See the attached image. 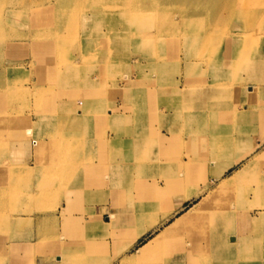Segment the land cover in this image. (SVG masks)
Segmentation results:
<instances>
[{
    "label": "rangeland",
    "instance_id": "rangeland-1",
    "mask_svg": "<svg viewBox=\"0 0 264 264\" xmlns=\"http://www.w3.org/2000/svg\"><path fill=\"white\" fill-rule=\"evenodd\" d=\"M26 1H28V3L31 1L34 3V6L32 5L30 8H25L30 6ZM39 1L40 0H24V4H21L19 8L21 11V23L14 21L11 25V27L23 31V35L14 40H7V44H5L6 48L4 47L2 51H0V64L7 65L8 68L14 67L15 71L17 70V72L13 73V78H10L7 82L11 85L14 84L19 86V92L23 90L27 91L24 106H19L20 110L14 112L17 118L7 117L0 119L2 133L0 137L2 142L0 143V172L4 173L21 169H27L30 172L26 177L19 179L14 184L15 187L13 186L11 192L8 191L9 185L11 184L9 180H3L0 183V191L2 190L3 192L5 189V191H7L0 194V264H59L61 262L60 258H65L61 255L62 251L58 250L60 247L62 248L60 244L79 242L74 241V238H72L67 231L68 229L64 222L65 216L62 213L63 202L67 198L66 202L68 204V197L73 194L74 201H78V199L75 198L78 197L79 190L77 186L83 185L84 179L90 181V183H87V186L92 185L93 181L102 183V177L107 173L106 166H111L113 172L118 171L121 178H125L127 172H129V174L131 173L134 182L131 184L123 182L117 185V187L120 189L119 192L129 193L128 197L130 196L132 200H129L128 207L129 210L134 209L135 212L137 210V204L140 201L138 196L141 194L138 188V182L141 181L144 185L152 187L154 183L162 180L164 183L161 185L167 187V178L163 177L160 173L161 171L172 173L174 171L171 172V169L176 167L168 165L161 170L157 167L149 169L143 168L140 170L132 165L139 163L143 164V154H138V156H135L133 159L129 156L130 153H128L127 159L121 156L118 158L120 160L123 158V162L128 161L132 164H119L115 166L110 162H106L100 165L103 168V171L100 173L92 172L85 174L83 172L84 176L81 175V177L77 179H70L66 176L46 175L42 162L39 161V167L35 164L38 157L46 161L48 154L46 151H38L37 140L50 139L46 135L43 136L42 132L47 134L51 128V124L55 122V120L49 119L52 115L51 111L55 103L58 102L59 105L61 104L60 102L65 101L69 104L70 101H74L75 104L76 99L80 97L78 94L75 95V91H78L76 88L73 89L71 86L66 85L64 89L66 92L65 96L55 95L52 97V100H49L50 98L47 97L49 101L46 98V100L40 102L39 95L37 94L38 88L40 89L46 86L48 82L53 81L60 83V79L67 80L70 78V75L76 76L86 83H89L88 81L91 82V80L94 81L96 76L99 77V81L102 78L107 88H109V97L104 100L101 106V109L104 110L103 113L107 114L106 110H108L111 105L120 107V111L116 112L115 118L112 119L111 123L106 122L104 125L100 126V129L102 127L104 133L112 130L124 137L131 135V137L125 139L126 144H133L132 140L135 139L138 143H141V146L138 147L141 150H143L145 146H149L150 143L149 140L145 138L144 131L148 128H153L151 124L148 126L146 123V114H151L153 119L159 121H164L165 119L172 120L174 124H178L179 129H185L190 133L194 124H199V127H201L203 124L202 118L206 117L205 114L208 112L223 113L228 110H238L240 107L253 110L255 105L256 110H264V96H262L260 88L261 81H256L258 77L262 78V76H264V0H234L233 17L230 18V20L228 18L220 27L213 28L207 18L204 20V26L206 25L208 27L209 32L207 33L209 36L222 37V44L219 50L210 49L207 51L203 47L204 49L200 48L198 52L196 51L192 54L189 47L184 46V40H182V38L170 35L162 38L163 41H167V46L165 48L149 51L147 55L143 53V50L137 47L138 45H134L133 49L123 48V50L116 52L114 48L105 47L107 40L104 38L101 40V43L98 44L104 47V51H109L112 57L114 56L116 58L114 59V63H112L111 57L110 64L105 57L106 53L109 52H102L100 56L102 64L104 65L102 68H99L98 64H87L89 62L83 61L85 57L84 55L81 57V48L84 35L82 33L80 35L76 34L80 33V28L78 26H76L78 32L75 30L76 33H74L76 35L69 30L65 35L58 34L57 38L51 37L50 40L54 42L63 40L67 44L65 50L55 49L49 44L45 47L42 46L46 43L44 41L45 39L38 38L36 32L46 31L47 28L58 27L59 18L56 4L55 6L51 4L50 7L48 6L49 9H51L50 17L45 18V21H40L39 24L34 23L35 11L39 9V7L35 5ZM103 15L104 20L105 15L108 14ZM61 26H63V24H61ZM105 28L106 26H102L100 30L106 32ZM149 30L150 32L153 31V29ZM112 36L113 38L111 37L112 39L110 40L111 43L116 40L114 38L116 35L113 34ZM253 42H256L254 46L256 50H254V54H250L252 50H250L251 48L248 45ZM243 43H246V49L244 51L241 49V51L240 47L243 46ZM94 46L95 44L92 47ZM223 46L226 49L225 53ZM43 47H48L47 50L45 49L47 52L43 51ZM75 59L81 61L78 67L80 70L70 68L72 67V60ZM132 59L135 60L132 61ZM246 62L250 63L246 64ZM256 66H258L257 69H259L257 72L255 70ZM57 68H60L63 70V73H65L60 78L55 75ZM128 76L131 77L134 83L141 86V88L138 87L140 89L143 88L142 84H144L142 79L146 78L145 81L148 79L153 80L155 77L154 80L156 85L154 87L150 86L153 92V101L146 102L140 97L134 99H132V97L130 99L128 96L124 97L126 93L120 95L117 91L113 90V83L119 79L123 80V78L125 79ZM160 81L161 85L158 86ZM182 85L183 87L180 89L179 87ZM248 85H253L255 87V92L253 94L255 98H252L256 100L255 105L252 103L251 105L245 104V102L248 103L249 101L247 99V101L245 99L241 101L240 99V93H242V91L245 95H249ZM95 88L98 90L99 86L95 85L92 87V89ZM148 89L149 87L147 86L145 90ZM182 92L188 98L191 96V93L198 92V101L194 98L191 102L190 100H184L185 102L181 104L179 100L183 94ZM212 93L214 95L211 100ZM141 95L142 93H140V96ZM156 97L162 98L165 104L161 103L159 99L155 103L154 100ZM132 106L137 108L144 106L145 114L140 115ZM156 106L160 108L165 107L163 110H160ZM192 107L199 108V110L196 111L192 109ZM5 115L6 113L4 112L2 116ZM113 120H117V122L115 123ZM161 129H163L162 125L158 121H155L154 128L152 129L155 131L154 133H159ZM90 135L93 139L89 141L88 150H83L82 154H79L77 157L80 158L83 163L86 162L87 164H93V166H95L96 164L94 161L100 160L101 157H98L99 153L96 152L93 147H95L96 144L100 145L103 138L98 134V139L94 138V128H92ZM186 137L189 138L190 134H187ZM219 137L223 138L222 135ZM174 143H178V141H174ZM126 144H122L121 146L131 147ZM151 144L153 143L151 142ZM182 145V152L179 153L178 156L182 158V163L190 164L196 161V159L200 161L206 159V149L200 148L198 156L195 152L192 157L190 147H185L184 144ZM220 147L221 146L215 145L210 155H214V158L217 159L223 154H226L220 150ZM106 155L110 158H113L115 155L118 156L115 152L111 154L109 150H106ZM119 155H122V153H119ZM116 156L113 158L114 161L115 158H117ZM109 157L108 160H110ZM257 159H259V156L254 155L247 164V166L250 167L249 170H252L249 176L253 177L261 173L262 169L260 167L258 169H252ZM122 161L120 163H122ZM168 163L174 164L176 161H168ZM156 164L158 163L156 162ZM130 165L132 167H130ZM104 172L106 173L104 174ZM251 181L252 183H243L242 185L238 182L233 183L232 186L220 193L217 198L214 199L213 204L204 211L205 217L201 215V218H199V221L203 219L202 225L200 222L196 225L207 229L208 233H211L212 236L216 235L217 232L215 229L222 224V219L230 218V220L233 221L235 219V213H240V210L246 208L243 204L247 199L243 198L248 197V195L253 192L251 188L255 183L253 180ZM4 183L7 184L5 187ZM43 186H49L50 188V191L45 195L39 193ZM113 186L114 184H112V188ZM71 188L76 191L69 194ZM28 189L33 190L37 194L32 198L29 197L28 194H26ZM124 196L125 195H123V197ZM123 197L121 196L120 198ZM165 201H173L174 203L173 197H168L164 202ZM170 207H172V204ZM232 207L235 209L234 211ZM43 211H51L54 214L48 218L50 219L49 221L46 220L42 225L39 224L36 230V227H33V219L36 218V214ZM181 213L182 212L176 214L174 211L168 220L165 221L161 218L160 221L151 228L152 230L148 231L139 239L137 244L146 243L152 238H159V243L156 244L157 252L155 254L147 255V257L145 256L146 258H143L141 262L137 264H142V262L146 264H164L166 258L175 254L177 250L184 251L185 247H188L187 243L184 242V245L174 243L176 240V231H166L171 225H175L176 229L181 227L182 223L177 219ZM39 217H41V215H39ZM206 218L211 221L206 222ZM136 219L137 217L135 216V220ZM205 222L206 224H204ZM196 225L194 224L192 226ZM206 225L208 226L207 228ZM262 227L264 228V222ZM34 231L36 233L34 238L37 239L35 246L33 247L32 245V247L28 249L23 248L22 252H19V256H17L18 259H16L13 253L15 251L14 246L20 249V244H12V248L11 246H4L6 243H8L7 245H11L15 237H19L20 240L31 238V236L34 235H32ZM117 234L120 235L117 237ZM262 234H264V230ZM117 238L119 241L123 240V242L121 241L123 244L119 243L120 248L118 253L121 251L119 253L121 254L124 252L122 250L123 247H126V234L124 232L114 233V231H104L103 239L117 240ZM206 242L208 241L202 240L200 243ZM52 246L58 249L54 250ZM81 249L84 252L91 251L93 255L92 248L83 247ZM148 257L150 258L148 259ZM92 259L94 260L95 257Z\"/></svg>",
    "mask_w": 264,
    "mask_h": 264
},
{
    "label": "bare ground",
    "instance_id": "bare-ground-1",
    "mask_svg": "<svg viewBox=\"0 0 264 264\" xmlns=\"http://www.w3.org/2000/svg\"><path fill=\"white\" fill-rule=\"evenodd\" d=\"M23 2L24 0H0V51L6 46L5 44H7V40H14L23 35V31L11 27L14 21L21 23V11L19 8L21 7V4H24ZM26 2L30 6L25 8H30L34 4L31 1H29V3L28 1ZM233 3L234 0H40L35 5L39 7V9L35 11L34 23L39 24L40 21H45V18L50 17L51 9H49V7L51 4L54 6L56 4L59 26L47 28L46 31L35 32L37 33L38 36H36L38 38L45 39L44 41L46 43L42 46L45 47L49 44L55 49L65 50L67 44L63 40L54 42L50 40L51 37L57 38L58 34L65 35L69 30L74 34L78 32V30H76V26H78L80 28V33L76 34L80 35L82 33L84 35L81 48V57L83 55L85 57L83 61L89 62L87 64H98L99 68H102L104 65L102 64L100 56L102 55V52H109L106 50L104 51V47L98 44L101 43V40L104 38H106L108 42H106L105 47L114 48L116 52L123 50V48L133 49L134 45H138L137 47L140 50H143V53L147 55L149 51H156L157 49L165 48L167 46V41H163L162 38L170 35L182 38V40H184V46L189 47L192 54L196 51L198 52L200 48L203 47L207 51L210 49L219 50L222 44V37H214L213 35L209 36L207 33L209 32L208 27L206 25L204 26V20L207 18L213 28L220 27V25L226 22L228 18L230 20V18L233 17ZM103 14H108L105 15L104 20ZM61 24H63V26H61ZM102 26H106V32L100 30ZM149 29H153V31L150 32ZM113 34L116 35L114 36L116 40L111 43L110 40L113 38ZM94 44L95 46L92 47ZM255 44L256 42H253L248 45L251 48L249 49L252 50L250 54H254V50H256L254 48ZM44 47L43 51L47 52L46 50L48 47ZM245 47L246 43H243L240 50L242 49L244 51L246 49ZM223 49L225 53L226 49L224 46ZM105 57L108 59V63L111 64L112 54L110 52L106 53ZM115 58L116 57L114 56L112 57V63H114ZM134 60L132 59V61ZM80 63L81 61L77 59L72 60V67L70 68L80 70V68H78ZM14 72H17L14 67L8 68L7 65L0 64V119L7 117L17 118L14 112H18L20 110L19 106L23 107L26 101L27 91L23 90L19 92V86L14 84L11 85L7 82V80L13 78ZM62 73L63 70L57 68L55 75L60 78L65 74ZM154 78L153 80L148 79L146 81V78L142 79V82L144 83L142 84V89H140L141 86L134 83L129 76L125 79L123 78V80H117L113 83L112 87L113 90L117 91L120 95L126 93L124 97L128 96L130 99L132 97V99L140 97L146 102H151L153 101V92L151 91L152 89H150V86L154 87L156 85ZM59 82L60 83L53 81L48 82L46 86H43L40 89L38 88L37 94L40 98L39 101H44L47 97L50 98L49 100H52V97L55 95L65 96L66 92L64 89L66 85L71 86L73 89L76 88L78 91H75V95L78 94L80 97L76 99V105L74 104V101L71 102L70 100L69 104L65 101L60 102L61 104L59 105L58 102L55 103L53 110L51 109L52 115L49 117V119L55 120V122L51 124V128L47 134L42 132L43 136L46 135L50 139L37 140L38 151L48 152L47 159L45 161L43 158L40 159L38 157L35 164L39 167V161L42 162L46 175L60 177L66 176L70 179L81 177L83 172L85 174L92 172L100 173L103 171L102 166L99 167L97 165L93 166V164H87L86 162L83 163V161L77 156L82 154L83 150H88L87 147H89V141L93 139L90 135L92 128H95L96 126L100 127L106 122L111 123L112 119L115 118L116 112L120 111V107L111 105V107L106 110L107 114L103 113L104 110L101 109V106L104 100L109 97V88H107L102 78L99 81V77L96 76L94 81L91 80V82L88 81L89 83H86L83 82L82 79L70 75L69 79H60ZM95 85L99 86L98 90H96V88L92 89ZM146 85L149 87L148 90H145L147 87ZM160 85L161 81L158 86ZM140 93H142L141 96ZM144 106L141 108L132 106V108L142 115L145 114ZM4 112L6 115L2 116ZM113 121L115 123L117 122V120ZM1 136L0 124V137ZM112 139L113 138L111 137L105 136L101 140L102 143L100 145L104 148H108L113 141ZM221 139L222 138H220L219 143H221ZM0 143H2L1 140ZM113 143H117L118 146H121L122 144H126V140L120 138L117 139V141L114 140ZM132 143L133 144L127 143L126 145L131 147L141 146V143H138L135 139L132 140ZM97 145L99 144H96L95 146ZM132 166L140 170L145 168L142 163ZM132 166L130 165V167ZM152 167H157L160 170L162 169L161 165L151 164L150 168ZM111 169V166H106V171L108 173L105 174L104 177L111 179L115 184L120 185L123 182L131 184L134 182L131 173L129 174V172H127V176L125 177L127 179H125L120 177L118 171L113 172V169ZM249 169L250 167L245 165L243 168L235 170L231 175L220 179L219 183H217L214 188L208 190L206 195L194 203L193 206L190 208L188 207L189 209L184 210L177 218L182 223L181 227L176 229L175 225H171L169 226L170 228L166 230L176 231V240L174 243L184 245V242L190 246H197L202 240L208 242L220 241L222 236L219 234L212 236L211 233H208L207 229L196 224L200 222L202 225L203 219L199 221V218H201V215L205 217L204 211L213 204L214 199L217 198L220 193L232 186L233 183L239 182L242 176H245L251 171ZM206 171L207 167L205 163L202 162L193 165L179 164L174 169H171L172 173L161 171L160 174L167 178V187L162 186L159 182L154 183L152 187H148L139 181L138 188L141 191V194L138 196L140 201L137 204L136 212H120L119 215H111V218H114L111 220L112 225L115 227V232H124L126 234V247H123L122 250L125 251L130 246H133L132 244H134L140 236L154 227L161 218H163L164 221L168 220L170 215L175 211V206L173 201L164 202L166 198L173 197L174 199V196L177 195L184 199H188L207 190L206 185L204 188H199V185L196 183L197 180L205 181L204 176ZM29 173L30 172L27 169L12 170L4 173L0 172V183L3 180H9L11 184L9 185L8 191L11 192L13 186L15 187L14 184L19 179L26 177ZM241 180H243V182L245 181L244 179ZM241 182L242 181H240V183ZM6 185L7 184L4 183V187ZM29 189L26 194L32 198L37 193ZM5 190L3 191L4 193L7 192ZM49 191V186H43L39 193L45 195ZM3 192L1 190L0 194H3ZM127 193L128 192L124 193V195ZM127 197L128 195H126L124 199H127ZM122 202L123 203L120 204L125 203V201ZM171 204L172 207H170ZM135 216L137 217L136 220ZM205 220L206 222L211 221L208 218ZM206 222L204 224H206ZM123 224L124 226H127H125L126 228L124 229L122 227ZM194 224L196 226H192ZM207 227L208 226L206 225V228ZM119 235L120 234H117V237ZM158 239L159 238H152L136 248L131 255L123 256L120 264H137L138 262H141L143 258H146L147 255L155 254L157 252L156 244L159 243ZM121 241L123 242V240H120L119 243L123 244ZM60 246H62L60 249L52 246V249L62 251L61 255L65 257L60 258L61 262L59 264L93 263L89 261L91 260L89 256L90 253L82 251L80 244L67 243L63 245L60 244ZM142 264L146 263L142 262Z\"/></svg>",
    "mask_w": 264,
    "mask_h": 264
},
{
    "label": "crops",
    "instance_id": "crops-1",
    "mask_svg": "<svg viewBox=\"0 0 264 264\" xmlns=\"http://www.w3.org/2000/svg\"><path fill=\"white\" fill-rule=\"evenodd\" d=\"M247 63L250 62H246V64ZM258 66H256V72L259 70L257 69ZM262 78L258 77L256 81H261L260 88L262 96H264V76H262ZM182 87L183 85L179 88L182 89ZM248 88L249 95H245L242 91V93H240V99L241 101L242 99H247L249 101L248 103L245 102V104L251 105L252 103L255 105L256 100L252 99L253 97L255 98V95H253L255 87L253 85H248ZM213 93L212 98L210 97L211 95L209 96L211 100L213 99ZM194 98L198 101V92L191 93L189 98L183 93L179 102L181 104L187 100H190L191 102ZM158 99L161 103H164L162 98L157 97L154 102L156 103ZM164 107L157 108L163 110ZM255 107L256 105L253 110H247L246 108L240 107L238 110H228L223 113L208 112L205 114L206 117L202 118L203 124L201 127H199V124H194L190 133L185 129H179L178 124H174L172 120L165 119L164 121H159L153 119L151 114H146L145 120L148 126L151 124L154 128V122L158 121L163 129L159 130V133H154L155 131L152 130L153 128H148L144 131V136L150 143L149 146H145L143 150L138 147L132 146L129 148L118 146L117 143H113L114 140L117 141V139L120 138L128 139L131 135L124 137L112 130L104 133L102 127L101 129L97 126L94 128V137L96 139H98L97 134L101 135L102 138L104 137L103 134L113 138V141L108 148H104L101 145L93 147L96 152L99 153L98 157H101L100 160L94 161L99 167L106 162H110L115 166H118L119 164H132L128 161L123 162V158L122 160L118 158L121 156L127 159L128 153H130L129 156L133 159L135 156H138V154H143L144 159L142 162L144 167L148 169L152 163H154L153 165H161L162 168H165L168 165L178 166L179 164H188L182 163V158L178 157L179 153L182 152V144H184L185 147H190L192 157L195 152L198 156L200 148L206 149V159L201 161L196 159V161L190 164L193 165L198 162L205 163L207 167L204 176L205 181L197 180L196 183L199 185V188H204L206 185L207 190L188 199H184L177 195L174 196L176 214L193 206L194 203L208 193V190L214 188L217 183H219L220 179L231 175L235 170L241 169L247 165L252 156H259V159L254 163L252 169H258L260 167L262 169L260 175L256 174L253 177L249 176L251 170L245 176H242L243 178L241 177V179L245 180V183H252L251 180L255 183L251 188L253 192H251L248 197L243 198L247 199L243 204L246 208L240 210V213L236 212L233 221L230 220V218L222 219V224L215 229L217 234L222 236V239L220 241L200 243L197 246L187 245L188 247H185L184 251L177 250L175 254L166 258L164 264H264V234H262L264 230L262 227L264 222V110H256ZM192 109L196 111L199 110V108L195 107H192ZM187 134H190L189 138L186 137ZM220 135L223 136L221 143H219ZM174 141H178V143H174ZM151 142L153 144H151ZM215 145L221 146L220 150L226 153L220 156L222 158L219 157L216 159L214 158V155H210L211 151L214 150L213 148ZM106 150H109L111 154L114 152L118 154L115 161L112 160V158L108 160L109 156L107 157ZM119 153H122V155H119ZM121 161L122 163H120ZM168 161H176V163L172 164L168 163ZM156 162L158 164H156ZM105 173L106 172H104V174ZM241 179L238 182L240 183V181H242L240 185L244 183ZM84 180L83 185L77 186L79 191L78 197L75 198H77L78 201H74L73 194L69 195L68 204L66 202V197V200L63 202L62 213L65 216L64 222L66 223L67 231L71 237L74 238V241H79L78 244H80L81 248L88 247L93 249V255L91 251L89 252L93 264H120L123 256L131 255L138 246L144 243L137 244L139 239L148 231L140 236V238L132 244L133 246H130L124 252L119 254L118 250L120 247L118 238L117 240L103 239V234L105 230L106 232H117H115V227L112 225V214L119 215L120 212L126 213L134 211V209L129 210L128 207L129 200H132V198L129 196L127 198L128 200L123 199L126 195H129V193L123 197L124 193L119 192L120 189L117 187V184L109 178L102 177V183H96L93 181L92 185L88 186L87 183H90V181L87 179ZM158 182L160 184L164 183V181ZM112 184H114L113 188ZM75 191L76 190H72L71 188L69 194ZM121 196L123 198H120ZM122 201H125V203L120 204L123 203ZM232 210L234 211L235 209L233 208ZM53 214L54 213L51 211H43L36 214V218L33 219V227H36L37 230V226L39 224L42 225L46 220L49 221L50 219L48 218ZM39 215H41V217H39ZM125 226L123 224V229L127 227ZM32 235L31 238L24 240L15 237V240L12 241L11 245H7L8 243H6L4 246H11L12 248V244H20V249L14 246L15 251L13 253L15 254L16 259H18L17 256H19V252L21 253L23 248L28 249L31 248L32 245L33 247L35 246L37 242V239L34 238L36 236L35 231L34 233L32 232ZM93 257H95L94 260L92 259ZM149 258L150 257H148V259Z\"/></svg>",
    "mask_w": 264,
    "mask_h": 264
}]
</instances>
